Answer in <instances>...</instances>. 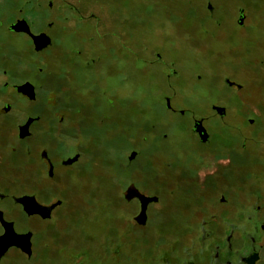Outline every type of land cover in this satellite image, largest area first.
<instances>
[{
	"label": "flooded vegetation",
	"instance_id": "obj_1",
	"mask_svg": "<svg viewBox=\"0 0 264 264\" xmlns=\"http://www.w3.org/2000/svg\"><path fill=\"white\" fill-rule=\"evenodd\" d=\"M184 3L174 34L192 47L196 70L166 47L138 49L118 21L116 30L113 21L103 20L101 47L88 48L99 19L92 14L97 22L88 28V6L79 0H0V32L16 41H0V166L17 162L21 169L0 175V237L11 230L17 236L0 249V263L13 251L23 264H38V256L32 260L34 235L52 229V221L57 226L58 211L71 210L61 183H88V112L82 117V109L72 106L76 90L56 94L46 88L56 85L59 71L66 77L74 72L49 57L70 56L73 62L91 54L106 61L115 55L110 64L118 68H141L151 86L148 100L161 110L147 126L118 128V149L133 147L117 161L121 239L139 246L147 232H168V250L154 264H264V113L253 96V87L264 85V57L253 58L251 51L253 32L264 35V0ZM72 66L91 70L88 60ZM109 91L101 95L117 111L113 100L119 95ZM105 114L96 124L108 121ZM173 127L184 139L173 138ZM174 141L183 143L174 146L182 153L171 147ZM161 148L165 157H156ZM143 157L144 167L160 168L159 175H143ZM172 211H182L183 221L173 224Z\"/></svg>",
	"mask_w": 264,
	"mask_h": 264
},
{
	"label": "rangeland",
	"instance_id": "obj_2",
	"mask_svg": "<svg viewBox=\"0 0 264 264\" xmlns=\"http://www.w3.org/2000/svg\"><path fill=\"white\" fill-rule=\"evenodd\" d=\"M79 1L82 2L84 8L88 6V12L85 13V15H88V28L91 23L94 25L97 22L89 18L92 14L99 19L96 34H93L94 39L92 41L88 40V48L101 47L102 40L99 37L102 33L103 20L113 21V28L116 30L118 26L115 21H118L122 24L123 30L130 31L127 37L131 42H134L138 49L143 47H166L171 50L172 55L182 60L181 63L186 68L190 70L198 68L197 56L189 50L192 49L190 44L174 34L177 32L176 27H180L183 11L186 9L184 0ZM174 21L178 22L175 24ZM195 21V18L188 19L191 27L196 26ZM252 36L251 51L253 58L264 57V35L262 31L258 29L253 32ZM0 41L11 46L16 42L15 40L11 42V39L1 32ZM49 58L50 63L54 64L53 59L55 58L59 60L61 68L68 67L74 72L69 73L66 77L59 74L62 72L59 71L54 79L56 85L46 88V90L50 89L56 94H62L63 90H76L70 99L72 106H76L74 108L76 110L82 109V117L85 111L89 115L88 183H61V188L65 187V192L62 190L63 195L65 193L69 200L72 199V203L69 205L71 210L58 211L57 217L55 216V219L58 218L57 226L52 221L51 226H54L52 229H44L40 233L38 232V237L36 234L34 235L32 260L38 256V264L157 263L161 255L168 250V239L165 237L168 232L165 230L147 232L142 236L139 246H136L131 239L124 241L121 239L124 226L120 225V213L123 214V211H118L120 202L118 192H120L122 185L118 181V172H121V167L117 165V161L124 159L133 148L128 145L123 151L118 149V146H123L118 128L132 124L147 126L149 121H153L161 111L160 107L157 108L156 104L148 100L151 94V86L148 84L149 77L144 75L141 68L140 70L139 68L131 69L128 64L123 65L121 63H119L118 68V65L110 64L113 62L112 59L115 61V55L109 56L107 61L101 55L91 54L81 57L80 61L73 62H70V58H73L70 56ZM98 58L101 59L100 62L91 63L90 59ZM87 60L91 69L90 73L85 71L83 67L77 69V67L72 66L75 63L76 65L81 63L84 66ZM106 62L109 66L103 65ZM52 70L56 71L54 68ZM120 72L125 73L124 75L127 78L125 82H123ZM82 84L88 85L89 88ZM106 88L110 90L107 93L108 95L113 93L114 96H120L123 93L120 98H118L119 96L114 97L113 102L116 104L115 109H118L117 111H114L101 95V90ZM87 89H91L93 93L88 92ZM253 90L254 102L260 107L259 111L264 113V85L253 87ZM138 96L141 101L135 103L133 97ZM256 98H260L261 105L258 101H255ZM64 101L67 102L66 99ZM69 105V103H65L66 107ZM104 113L109 116L108 121L102 125L96 124L100 123L99 119L103 117ZM134 130L135 128L131 129L133 132ZM171 133L173 138L176 139H184L185 137L178 130V127L171 128ZM175 143H179L180 147L184 146L182 142L174 141L171 142V147H174ZM180 147H174L176 150L179 148V152H177L179 154L182 153ZM2 150L0 146V153ZM158 150L156 157H165L163 156L164 149ZM144 151L146 155L149 152L148 150ZM140 160L141 162L139 161L138 164L141 165V169L145 168L143 175L148 178L159 175L155 171H159L160 168L155 169L147 165L146 169L144 167L145 157ZM248 160L250 163L257 164L255 163L257 160L255 156H250ZM20 170L17 162L14 165L4 163L0 166V175L7 178L17 171L20 174ZM164 217L168 218L169 216ZM158 218L162 219L163 217L161 215L156 216L155 221ZM170 218L174 220L173 224L180 223V221H183V212L172 211ZM166 226L167 224L164 223L163 227ZM55 227H58L59 234L56 232ZM17 255V253L10 251L6 255L7 260H3L0 264H23V258Z\"/></svg>",
	"mask_w": 264,
	"mask_h": 264
},
{
	"label": "water",
	"instance_id": "obj_3",
	"mask_svg": "<svg viewBox=\"0 0 264 264\" xmlns=\"http://www.w3.org/2000/svg\"><path fill=\"white\" fill-rule=\"evenodd\" d=\"M140 200L142 201V211H141V215H144V211L143 208L146 205V199H144L142 196L140 197ZM1 223L5 226L4 222L2 219H0ZM6 228V227H5ZM7 237H0V249L1 251H5L8 247L12 246L13 244H15L14 240H17V236L15 235V233L11 230V233L8 235H6ZM11 240V241H10ZM1 255V254H0Z\"/></svg>",
	"mask_w": 264,
	"mask_h": 264
}]
</instances>
